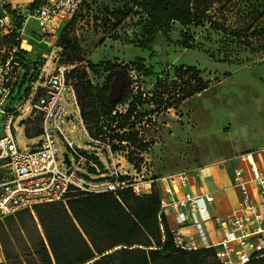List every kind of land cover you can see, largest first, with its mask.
<instances>
[{"label":"rangeland","instance_id":"374dc122","mask_svg":"<svg viewBox=\"0 0 264 264\" xmlns=\"http://www.w3.org/2000/svg\"><path fill=\"white\" fill-rule=\"evenodd\" d=\"M138 2L86 0L73 26L67 27L63 33V41H71L73 48L65 54L61 52L60 44L54 48L39 45L41 55L27 56L39 64L34 70L35 75L22 78L5 107L14 108L23 102L24 107L29 108L44 95L40 88L61 64L69 67L68 73H72L70 81L74 86L77 73L73 71L85 67L92 84L98 88L109 86L115 80L120 83L123 75L120 73L114 77L112 68L126 67L132 92L129 100L119 105L118 109L126 111L132 99H142L139 109L142 114H147L149 120L146 134L151 146L148 154L144 153L149 171L167 174L192 168H210L215 176L199 178L197 183L202 190L222 192L229 184L225 176H232L238 163H229L228 160L264 143V34L254 37L253 44H241L239 39L212 28L208 23L188 28L174 23L167 37L162 31L151 29L147 15L137 6ZM113 12H123L124 18L115 20ZM1 15L3 11L0 7ZM227 21L231 31L242 29L252 33L264 29V0L236 2L227 15ZM223 23L221 21L220 24ZM27 26L28 31L33 28L38 30L39 27L35 21ZM184 36L191 38L189 49L183 46ZM3 44L1 40V49ZM74 60L77 61L72 63ZM90 65H95L96 69L92 71ZM179 67L201 70L202 78L210 81V88L204 94L190 98L178 109L158 112L151 99L160 91L159 81L169 87L176 79ZM64 102L75 116L65 124L69 138L89 155L100 156L108 167L106 155L89 143L81 129L79 110L66 97ZM27 118L28 113L22 114L14 127L15 138L22 149L43 140L41 133L33 135L41 126L37 121L39 116L22 124ZM4 126L0 119V137ZM55 138L60 154L63 156L69 152L65 141L58 135ZM70 154L71 159H75L74 154ZM80 170L93 178L98 176L89 170ZM4 176L5 172L0 171V180ZM225 207L222 204L220 207L218 202L215 214L222 215ZM1 221L8 226L15 252L34 251L43 235L34 210L31 214L21 211L1 218ZM6 261L0 238V264Z\"/></svg>","mask_w":264,"mask_h":264},{"label":"built area","instance_id":"2783aa9c","mask_svg":"<svg viewBox=\"0 0 264 264\" xmlns=\"http://www.w3.org/2000/svg\"><path fill=\"white\" fill-rule=\"evenodd\" d=\"M84 1L34 0L9 5L7 0H0V7H10L0 16V36L8 40L13 38L16 44H22L27 41V25L35 21L39 26V42L54 48L58 46L69 22L82 10ZM18 52L20 45L14 46L11 51L0 48V119L5 124L0 137V171L5 172L0 180V219L20 211L33 212L38 205L65 202L73 193H111L119 198V192L123 190L132 189L136 195L142 196L156 189L160 194L162 211L175 217L176 226L171 229L177 249L193 252L214 248L222 264H248L254 257L264 255V213L250 190L253 185L256 193L264 197V173L257 164L258 157L264 159V148L228 160L229 163H239L233 173L234 187L240 190L242 201L237 213L218 224L216 230L222 234V238L215 242L207 229L214 219L211 211L216 202L215 193H196L189 189L200 174V168L167 174L151 173L145 157L147 152L138 154L143 161L137 168L129 160L134 148L128 141L116 137V134L123 135L128 130H110L103 126L105 121L101 124L100 132H91L87 128L81 117L77 91L68 78L67 65L61 64L56 68L40 88L44 95L29 108L24 107L23 102L14 108L5 107L22 78L32 76L29 75L31 71L28 72L17 59ZM65 97L79 110L81 129L89 143L96 145L106 155L108 167L100 156L89 155L69 138L65 124L75 116L65 104ZM27 113L25 123L36 116L40 117L43 140L22 149L15 138L14 127L15 121ZM117 125L118 122L113 128ZM146 127H149L147 117L138 125V131L144 142H150ZM56 135L68 146L69 152L66 153L69 154L70 165L66 161V153L63 156L60 154ZM70 152L75 159H71ZM80 169L98 176L93 178Z\"/></svg>","mask_w":264,"mask_h":264},{"label":"trees","instance_id":"16d2710c","mask_svg":"<svg viewBox=\"0 0 264 264\" xmlns=\"http://www.w3.org/2000/svg\"><path fill=\"white\" fill-rule=\"evenodd\" d=\"M238 1L241 0H139L137 6L147 15L151 29L160 30L167 37L174 23L185 28L208 23L212 28L239 39L241 44H253L254 37L264 34V29L250 33L242 29L231 31L227 26V15ZM123 15V12L112 13L115 20H122ZM76 16L67 27L73 26ZM221 21L225 23L220 24ZM63 33L59 44L61 52L67 54L73 45L71 41H63ZM184 38L183 46L189 49L191 38ZM16 56L26 70L31 71L29 75L39 67L24 52H18ZM89 68L94 71L96 66L90 65ZM176 70L173 83L167 87L159 81L160 91L151 99L158 112L178 109L190 98L210 88V81L202 78L201 70L195 67H179ZM74 72L77 73L74 88L87 128L91 132H100L103 126L110 130H128L123 135L116 134V137L128 141L134 148L129 160L139 168L143 159L138 154L147 152L151 142H144L139 136L138 125L147 117L139 110L142 99H132L130 108L124 113L118 109L131 97V79L127 68H112L114 77L121 73L124 78V92L115 102L109 98L112 83L98 88L89 79L87 68H77ZM71 74L68 75L69 80ZM103 121L105 125L102 126ZM116 122L118 125L113 128ZM40 133L37 128L33 135ZM27 212L31 214V211ZM34 212L43 235L34 251L27 253L13 250L8 226L1 221L0 238L7 259L2 264H222L214 248L187 252L175 247L174 234L167 213L161 209L160 194L156 189L142 196L136 195L132 189L123 190L119 192V198L111 193H73L65 202L38 205ZM22 221L26 220L23 218ZM248 264H264V255L254 257Z\"/></svg>","mask_w":264,"mask_h":264},{"label":"crops","instance_id":"0c3cea01","mask_svg":"<svg viewBox=\"0 0 264 264\" xmlns=\"http://www.w3.org/2000/svg\"><path fill=\"white\" fill-rule=\"evenodd\" d=\"M7 1H8V4L10 5L12 2L27 3V2H33L34 0H7ZM9 10H10V7H8V6L2 8L3 14ZM37 33H38V30H36L34 28L31 29L30 31H28V26H27V29H26L27 41L26 42H23L22 44H18V43L16 44L13 38L11 40H8L2 36H0V41L1 40L4 41L3 46L8 51H11L14 46L17 45L19 47V45H20V52H24L26 56H28V55L31 57H32V55L37 56V55H41V48H39V45H43L39 42L40 37L38 36ZM33 41H35V42H33ZM202 94H204V93H202ZM194 97H196V96H194ZM263 138H262V140H263ZM261 148H264V143H262L261 145H256V147H253L249 150H245L244 153L256 151V149H261ZM257 164L259 165L261 171L264 173V159L262 157H258ZM207 170H208V172H207ZM207 170H201L200 174L196 177V179L193 181V183L189 186V189L192 192L194 191L196 193H208V192L215 193L216 202L212 206V211H211V213L214 216V219L212 222H210L207 225V229L210 232L212 240L217 242L222 238V234H220L216 230L218 224L222 221H226V219H228L229 217H231L232 215H234L235 213H237L239 211V207H240V203L242 201V198H241L240 190L237 187H234V174L230 177L225 176L226 178H228L229 184L227 185V187L223 188L224 191L219 192V191H211V190H202V188H200V186L197 183V179H199V178L205 179L209 176H215L212 173L210 168ZM203 173H204V175H202ZM250 190H251L252 197H254L256 204L260 205V208H261L262 212L264 213V197H262L260 194L256 193V190H255L253 185L250 186ZM218 202H219L220 207L222 204V205L227 206V208L225 207L226 209H222V211H223L222 215L217 216V214H215V212L217 210ZM167 216H168V221H169L170 227L174 228L176 226L175 217L172 215H167Z\"/></svg>","mask_w":264,"mask_h":264},{"label":"water","instance_id":"95a60500","mask_svg":"<svg viewBox=\"0 0 264 264\" xmlns=\"http://www.w3.org/2000/svg\"><path fill=\"white\" fill-rule=\"evenodd\" d=\"M27 74V73H26ZM32 76H34L35 74L32 73ZM120 75V73L117 74V76ZM118 78V77H117ZM116 78V79H117ZM123 80L120 83H116V80L111 84V92H110V100L112 102H115L117 100H119L122 97V94L124 92V78H122ZM25 121H22L21 123L24 124ZM66 157V161L68 163V165H70V159H69V154L66 153L65 155Z\"/></svg>","mask_w":264,"mask_h":264},{"label":"bare ground","instance_id":"6f19581e","mask_svg":"<svg viewBox=\"0 0 264 264\" xmlns=\"http://www.w3.org/2000/svg\"><path fill=\"white\" fill-rule=\"evenodd\" d=\"M200 95H202V94H200ZM200 95H199V96H200ZM207 172H208V170H207Z\"/></svg>","mask_w":264,"mask_h":264}]
</instances>
